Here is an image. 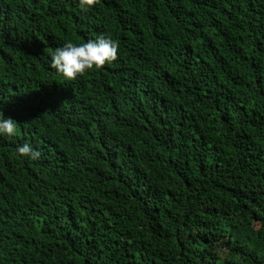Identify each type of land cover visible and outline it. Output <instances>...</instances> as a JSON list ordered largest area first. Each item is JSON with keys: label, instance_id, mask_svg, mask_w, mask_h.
<instances>
[{"label": "trees", "instance_id": "obj_1", "mask_svg": "<svg viewBox=\"0 0 264 264\" xmlns=\"http://www.w3.org/2000/svg\"><path fill=\"white\" fill-rule=\"evenodd\" d=\"M0 111V264H264V0H0Z\"/></svg>", "mask_w": 264, "mask_h": 264}, {"label": "clouds", "instance_id": "obj_2", "mask_svg": "<svg viewBox=\"0 0 264 264\" xmlns=\"http://www.w3.org/2000/svg\"><path fill=\"white\" fill-rule=\"evenodd\" d=\"M80 7L86 10L94 0H79ZM118 44L109 36L101 35L86 42H65L55 48L50 56L49 67L68 80L75 79L92 68H100L117 58ZM17 123L0 111V136H15ZM16 152L23 158L39 159L41 153L29 143L18 145Z\"/></svg>", "mask_w": 264, "mask_h": 264}]
</instances>
